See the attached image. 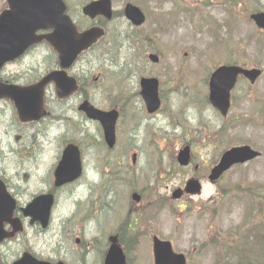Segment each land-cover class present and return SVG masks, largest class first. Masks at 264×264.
Returning a JSON list of instances; mask_svg holds the SVG:
<instances>
[{"label": "rangeland", "instance_id": "rangeland-1", "mask_svg": "<svg viewBox=\"0 0 264 264\" xmlns=\"http://www.w3.org/2000/svg\"><path fill=\"white\" fill-rule=\"evenodd\" d=\"M127 2L146 14V23L136 33L147 45L127 40L135 32L128 24L110 25L102 46L84 56L72 74L84 82L86 97L105 110L113 99L139 93L141 77L157 78L160 113L152 119L140 117L142 126L136 133L127 120L118 127L115 148L101 147L99 128L76 110L79 99L62 105L53 90L46 104L58 120L52 116L22 126L11 103L0 102V178L21 205L52 184L66 143L78 145L82 154V178L58 191L56 218L70 222L63 239L53 229L32 238L34 230L27 229L32 251L46 259L58 258L59 249V257L68 264H103L108 237L119 233L122 224L135 223L136 217L133 231L120 243L123 249L130 242L128 252L123 249L127 264H153V236L169 241L176 253L187 257V264H240L241 258L264 264V248L259 250L250 236L243 237L244 230L264 223V30L249 20L256 8L264 10V0H112V5L119 10ZM186 6L192 11L187 13ZM4 8L0 0V12ZM183 10L185 18L180 15ZM114 42L121 44L119 50ZM150 50L160 59L157 65L147 60ZM50 61L46 49L33 50L8 65L3 78L25 85L42 76ZM227 61L258 67L263 73L253 86L237 85L228 117L221 119L204 97L209 73ZM222 125L227 129H220ZM239 145H249L262 156L232 168L218 183H209V171L220 153ZM185 146L191 148L193 163L182 169L176 155ZM124 148L128 151L122 154ZM116 156L128 170L125 184L106 192L112 185L108 176L102 178L101 165L108 162L113 175ZM192 177L201 182V193L172 200L171 194ZM134 191L141 196L139 203L131 198ZM251 191L256 192L253 198ZM88 213L90 218L80 222ZM258 231L264 235L262 226ZM228 235L235 236L234 243L225 242Z\"/></svg>", "mask_w": 264, "mask_h": 264}, {"label": "water", "instance_id": "water-1", "mask_svg": "<svg viewBox=\"0 0 264 264\" xmlns=\"http://www.w3.org/2000/svg\"><path fill=\"white\" fill-rule=\"evenodd\" d=\"M7 8L0 13V72L6 64L14 63L23 57L31 47L47 43L55 52L58 69L45 75L38 82L27 86L2 83L0 80V100L12 102L17 118L21 124L39 122L49 113L44 108L45 90L54 86L56 97L65 101L75 96L79 91L77 81L67 75L77 59L89 49L99 43L105 32L98 27H92L84 32H78L71 19L66 15V6L62 0H4ZM84 15L93 19L97 15L111 18L110 0L92 3L83 9ZM125 16L132 25L139 27L145 22V16L135 6L128 4ZM256 26L264 29V12L251 15ZM40 33V34H39ZM148 59L156 64V55H149ZM259 69H243L237 66H222L217 68L209 80V102L223 117H226L230 106V93L235 87L238 76H243L251 84L260 77ZM158 80L142 78L140 80V96L144 100L148 114L155 113L160 107L158 96ZM79 111L93 121H98L104 133V139L109 148L115 143V111L103 112L85 101L79 106ZM261 154L249 146L234 147L224 152L219 162L208 176L211 183L217 182L221 176L235 165H242L259 158ZM190 161L188 147L178 152L177 162L186 167ZM82 174L80 153L76 146L68 145L62 153L60 162L54 172V186L60 187L77 180ZM201 191L197 180L186 183L185 189L176 190L173 199H179L186 193L196 195ZM139 201V196L133 195ZM52 195H41L33 200L24 210L25 216L31 218V223L38 221L43 227L47 226L51 207ZM15 201L8 194L4 183L0 180V243L11 239L21 230L20 223L14 219ZM10 224L12 231L6 233L4 225ZM111 246L104 264H126L125 257L115 239H110ZM154 264H186L183 254H176L169 242L153 238L152 245ZM14 264H48L24 255ZM62 264V263H61Z\"/></svg>", "mask_w": 264, "mask_h": 264}, {"label": "flooded vegetation", "instance_id": "flooded-vegetation-1", "mask_svg": "<svg viewBox=\"0 0 264 264\" xmlns=\"http://www.w3.org/2000/svg\"><path fill=\"white\" fill-rule=\"evenodd\" d=\"M99 0H64L65 4L67 5V10H68V15L69 17L75 22V24L77 25L79 30H85L88 27L91 26H100V27H107L110 25H114V24H122L123 22L126 23V18H125V14H124V6L121 7V9L119 10H115V8L112 5V17L110 21H107L104 17L102 16H97L95 17L93 20L89 19L88 17L84 16L82 14V10L83 8L88 5L89 3L92 2H97ZM253 2L256 3H261L260 0H253ZM128 3V2H127ZM125 3V4H127ZM186 11L187 13L191 12V8H189L188 6H186ZM185 11H181V16L183 18H185L187 15L185 14ZM82 22V23H81ZM81 24H83L84 27H81ZM133 29V28H132ZM107 30V29H106ZM152 53H155L153 51H150ZM161 99V97H160ZM81 100V99H79ZM114 102L111 103L110 108H108L107 110L102 109L103 111H116L118 114V119L116 122V145L118 144V138H117V132H118V127L120 124L126 122L127 120L130 124V129L131 131H134L133 133H136L138 131L139 128H141L142 123L140 122V117H148V118H154L155 116H157L161 110V108L159 109V111L153 115H148L146 112V108H145V104L142 100V98L135 93L133 96L130 97H120V98H115L113 99ZM134 102V103H132ZM140 103L141 107H136V105ZM233 104V97H231V106ZM161 106H162V99H161ZM215 113L218 115V113L215 111ZM218 117H220L218 115ZM221 118V117H220ZM223 119V118H222ZM96 124V126L99 128V133L101 134V141H100V145L101 147H106L105 143H104V139H103V134H102V129L100 127V125L96 122H94ZM126 124L122 125L125 126ZM147 127V126H146ZM120 129V128H119ZM135 139V138H134ZM129 146V145H128ZM127 146V147H128ZM128 148H124L122 150V154L125 152H127ZM109 150V149H108ZM124 151V152H123ZM136 156V154H135ZM115 161V165L118 168H123V161L121 160L120 157H114ZM106 162V161H105ZM104 162V163H105ZM103 163V164H104ZM134 163V162H133ZM193 162H191L192 164ZM107 165H109L108 162H106ZM126 168L122 169L121 171H117L115 173V175H112L110 177L111 183L113 184V187L110 188V191H114V185H124V181H125V176L128 172V170L125 171ZM198 169V166L195 165L194 166V170L196 171ZM51 181L53 182V179L51 177ZM48 188L46 190H42L41 193H38L37 195L40 194H52L54 197V206L51 212V216H50V220H49V224L46 227V229H43L41 227V225L39 223H34L33 225L30 224V219H26L23 217V213H22V206L20 204V202L18 201V195H14L15 199H17V210L15 212V217L18 218L22 224H23V231L21 233H18L17 235H15V237L10 240V241H5L0 245V264H13L15 261H18L24 254H30L31 256H33L34 258L38 259V260H42V261H46L50 264H58L59 262L66 263V260L61 259L60 256V250H56L58 253V258H41L40 256L36 255L31 248V240H33L32 238H34V234H37V237H40L41 234H48V232H50L52 229L54 231H57V233H59V238L63 239V234L66 231L67 227L70 225V222L67 220H60L63 218L60 217L59 219H57V214L55 215V210L57 208V204H58V191L60 189H54L53 185L48 183ZM32 200V199H31ZM27 205V204H25ZM59 214V213H58ZM90 215H87L84 217V219L89 218ZM84 219H82L80 222L85 221ZM129 225L124 226V224H122L117 231H119V233H115L114 235H110L109 237L115 238L117 243H124L123 237L126 236V229L128 228ZM6 230H10L11 228L9 226L5 227ZM27 229H32L34 230L33 232V237L30 238L27 234ZM120 239V240H119ZM77 243L80 242V240L76 241ZM63 243V240H62ZM127 243V242H125ZM85 244V242H84ZM89 246V243L86 244V247ZM62 247V246H60ZM82 249H84L83 244L81 245ZM87 253L89 252V250L87 248H85ZM84 249V250H85ZM64 257V256H63Z\"/></svg>", "mask_w": 264, "mask_h": 264}, {"label": "trees", "instance_id": "trees-1", "mask_svg": "<svg viewBox=\"0 0 264 264\" xmlns=\"http://www.w3.org/2000/svg\"><path fill=\"white\" fill-rule=\"evenodd\" d=\"M138 41L140 43L143 42L142 38H138L135 37V39H133V41ZM52 56V55H51ZM53 58V57H52ZM81 94H85V89H84V85L81 87ZM249 194L253 195L251 196L252 198L256 195L255 191H251L248 192ZM262 226V228L264 229V223L263 224H259V226H256L255 228L252 226V228H247L246 230H244L243 232V237L247 238V236H250L251 239H254V241L258 242L260 245L259 250H262V248H264V235L262 236V234L258 231V227ZM256 229V230H255ZM253 230L255 231V233L253 232ZM254 233V234H253ZM253 234V235H252ZM252 235V236H251ZM233 237H230L229 235L227 236V238L225 239V242H229V243H234V241L232 240L235 236L232 235ZM132 239V238H131ZM132 242V241H131ZM133 246H131L130 248H132ZM128 246H126V248H124L125 252L127 251ZM264 250V249H263ZM128 252V251H127ZM241 263L243 264V262L246 260L245 264H254V262H252L250 259H244L241 258ZM256 262L260 263V259H258Z\"/></svg>", "mask_w": 264, "mask_h": 264}]
</instances>
